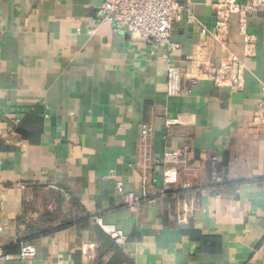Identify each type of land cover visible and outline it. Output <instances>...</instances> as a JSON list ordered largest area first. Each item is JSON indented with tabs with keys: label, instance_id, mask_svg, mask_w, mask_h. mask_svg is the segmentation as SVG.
I'll list each match as a JSON object with an SVG mask.
<instances>
[{
	"label": "crops",
	"instance_id": "crops-1",
	"mask_svg": "<svg viewBox=\"0 0 264 264\" xmlns=\"http://www.w3.org/2000/svg\"><path fill=\"white\" fill-rule=\"evenodd\" d=\"M220 1L190 0L196 20L175 24L171 51L98 25L104 0H0V247L13 251L0 264H264V129L252 123L264 12L249 18L257 51L244 89L166 88L168 66L189 68L202 45L214 64L243 57L238 15L215 34ZM143 123L153 127L146 179L130 165L143 160ZM168 147L185 152L171 185ZM97 218L125 233L124 248ZM23 243L34 257L20 258Z\"/></svg>",
	"mask_w": 264,
	"mask_h": 264
},
{
	"label": "built area",
	"instance_id": "built-area-1",
	"mask_svg": "<svg viewBox=\"0 0 264 264\" xmlns=\"http://www.w3.org/2000/svg\"><path fill=\"white\" fill-rule=\"evenodd\" d=\"M215 6L217 10L216 35L228 32L231 16L238 15V28L243 40V57L229 51L220 63L214 64L207 53L208 48L202 45L203 54L201 57L193 58L189 68L185 69L176 64L168 66L166 88L169 94H187L191 91L190 88L182 86V79L188 80L192 86L201 80H209L218 87H230L234 90L244 89L246 59L255 57L257 51V36L249 31L248 22L254 13L264 12V0H249L244 3L237 0H223L216 3ZM183 19L190 22L196 20L190 0H104L98 12L97 24L111 25L117 31L128 33L132 37L140 38L152 45L167 47L173 51L177 49V44L171 38L172 31L175 24ZM95 31V27L89 29V33ZM207 32V28L203 27L202 33L206 34ZM252 123L254 126L264 129V95L254 111ZM152 134V125L141 124L143 160L138 159L135 163L130 164L139 165L144 170L145 179L146 170L154 160L150 151ZM164 160L174 165L164 173V183L166 185L174 184L178 181L176 166L185 161V152L168 147L164 151ZM212 176L215 183L222 182V176L217 167L213 168ZM116 190L118 193L125 192L122 181L116 182ZM125 196L129 205H134L139 201V198L133 193L128 192ZM96 221L113 237L118 247H125L127 237L122 230L105 224L101 218H97ZM36 253V246L26 243L21 246L19 256L21 259H26L34 257ZM11 259L12 255L0 247V261L6 262Z\"/></svg>",
	"mask_w": 264,
	"mask_h": 264
},
{
	"label": "trees",
	"instance_id": "trees-1",
	"mask_svg": "<svg viewBox=\"0 0 264 264\" xmlns=\"http://www.w3.org/2000/svg\"><path fill=\"white\" fill-rule=\"evenodd\" d=\"M218 185L220 184V183H217ZM23 244H26V243H23ZM23 244H19L18 245V248H19V250H18V253H20V251H21V246L23 245ZM3 249H4V251L6 252V253H8V254H11V253H13V251H8V249H6V248H4L3 247Z\"/></svg>",
	"mask_w": 264,
	"mask_h": 264
}]
</instances>
